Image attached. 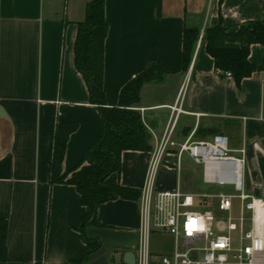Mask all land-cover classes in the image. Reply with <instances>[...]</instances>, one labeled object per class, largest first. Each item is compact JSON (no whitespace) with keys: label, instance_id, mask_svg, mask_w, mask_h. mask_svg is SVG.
<instances>
[{"label":"crops","instance_id":"1","mask_svg":"<svg viewBox=\"0 0 264 264\" xmlns=\"http://www.w3.org/2000/svg\"><path fill=\"white\" fill-rule=\"evenodd\" d=\"M88 1L0 0V220L7 223V258L0 264H70L84 254L79 223L86 208L73 185L50 183L49 160L57 123L77 125L66 143L64 171L81 162L102 129L74 60L77 23ZM104 8L107 105H117L121 87L150 64L169 70L162 81L143 84L135 106L152 149L124 150L120 172L108 179L141 191L152 150L175 118L176 145L157 174L178 169L177 144L188 137L225 134L231 150L241 155L244 149L248 194L264 199V46H250L249 59L261 69L239 83L220 76L198 40L188 68L177 70L184 27L200 34L221 17L234 30L262 18L264 0H105ZM173 187L156 175L157 190ZM139 225V199L103 202L87 221L135 231Z\"/></svg>","mask_w":264,"mask_h":264},{"label":"trees","instance_id":"2","mask_svg":"<svg viewBox=\"0 0 264 264\" xmlns=\"http://www.w3.org/2000/svg\"><path fill=\"white\" fill-rule=\"evenodd\" d=\"M104 3L105 0L87 2L84 18L77 23L74 44L75 66L87 85L89 102L97 107L101 116V133L87 149L81 162L64 171L66 143L77 125L73 122L57 123L49 160L50 183L73 185L79 193L81 204L86 208L79 223L85 243L84 254L80 260L70 264H91L88 256L100 247L99 239L88 237L85 231L87 221L97 205L118 198L139 199L140 189L121 185L108 178L111 173L120 172L121 153L124 150L152 149L151 134L135 106L143 84L160 82L169 72L159 64H150L121 87L117 105H107L103 89L104 43L108 31ZM198 37L197 28L184 27L178 71L188 68ZM201 41L220 76L224 77L222 73L230 71L235 82L239 83L244 77L261 69L260 65L249 59V51L254 43L264 46V15L260 19L243 22L234 30L225 26L219 17L216 24L206 27ZM6 231V221L0 220V260L7 258ZM120 264L125 263L121 261Z\"/></svg>","mask_w":264,"mask_h":264},{"label":"built area","instance_id":"3","mask_svg":"<svg viewBox=\"0 0 264 264\" xmlns=\"http://www.w3.org/2000/svg\"><path fill=\"white\" fill-rule=\"evenodd\" d=\"M202 36L203 32L199 34L198 42ZM223 74L232 76L230 71ZM174 110L179 111V107L173 106ZM174 122L175 118L169 121L152 150L146 181L140 191L138 241L132 248L134 264H264V199L246 191L244 149H240L241 155L230 154L227 135L218 133L195 141L188 137L177 144L175 156L178 161L181 153L187 151L195 162L202 164L205 182L230 185L238 191L237 195L185 194L177 187L172 190L155 188L156 172L169 148L176 145L171 139ZM235 197L239 199L238 216L232 217L230 211ZM206 198L214 199L217 208L227 217L217 218L210 205L205 203ZM257 208L262 210V221L258 226ZM192 219L198 225L202 224L203 229H190L188 225ZM233 231H237L235 245ZM152 232L172 238L171 248L163 250L155 260L150 250Z\"/></svg>","mask_w":264,"mask_h":264},{"label":"rangeland","instance_id":"4","mask_svg":"<svg viewBox=\"0 0 264 264\" xmlns=\"http://www.w3.org/2000/svg\"><path fill=\"white\" fill-rule=\"evenodd\" d=\"M229 147L232 148L231 142L229 141ZM232 155H240L237 151L231 150L229 152ZM178 162V163H177ZM178 169L173 171L156 172L158 179L161 183L166 185H172L174 188H178L182 193L185 194H216L226 193L237 195L238 191H235L230 185H219L207 183L203 179V166L200 163L194 161L187 151L181 153L179 160L175 159ZM170 165V164H169ZM158 171V170H157ZM248 192V189L246 188ZM206 204L210 205L211 210L217 218H226L227 214L221 212L214 202V199L206 198ZM233 207L230 211V216H238V205L239 199L233 198ZM202 209V208H199ZM247 227V226H246ZM233 244L237 243V231L232 232ZM172 246V238L169 235L162 236L159 233L152 232L150 234V250L154 254L153 258L156 259L163 250L170 249ZM122 248H111L107 252L108 261L110 263L119 264L121 262Z\"/></svg>","mask_w":264,"mask_h":264},{"label":"water","instance_id":"5","mask_svg":"<svg viewBox=\"0 0 264 264\" xmlns=\"http://www.w3.org/2000/svg\"><path fill=\"white\" fill-rule=\"evenodd\" d=\"M85 231L88 237H96L100 241V247L88 256L91 264H106L108 260L107 252L111 248L125 249L123 262L125 264L135 263V255L132 250L136 247L138 241V234L135 230L87 226Z\"/></svg>","mask_w":264,"mask_h":264},{"label":"bare ground","instance_id":"6","mask_svg":"<svg viewBox=\"0 0 264 264\" xmlns=\"http://www.w3.org/2000/svg\"><path fill=\"white\" fill-rule=\"evenodd\" d=\"M256 223L257 226L260 225L261 221H262V210L261 208H257V212H256Z\"/></svg>","mask_w":264,"mask_h":264},{"label":"clouds","instance_id":"7","mask_svg":"<svg viewBox=\"0 0 264 264\" xmlns=\"http://www.w3.org/2000/svg\"><path fill=\"white\" fill-rule=\"evenodd\" d=\"M188 226L190 229H196L197 227L203 229L204 227L202 224L198 225L196 220L192 221Z\"/></svg>","mask_w":264,"mask_h":264},{"label":"snow or ice","instance_id":"8","mask_svg":"<svg viewBox=\"0 0 264 264\" xmlns=\"http://www.w3.org/2000/svg\"><path fill=\"white\" fill-rule=\"evenodd\" d=\"M195 219H192V220H190V222H189V224L192 222V221H194ZM189 227V226H188Z\"/></svg>","mask_w":264,"mask_h":264}]
</instances>
